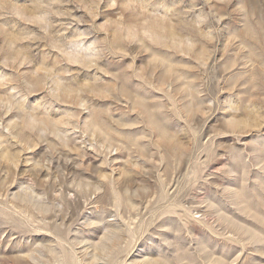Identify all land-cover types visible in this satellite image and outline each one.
<instances>
[{"label":"rangeland","instance_id":"1","mask_svg":"<svg viewBox=\"0 0 264 264\" xmlns=\"http://www.w3.org/2000/svg\"><path fill=\"white\" fill-rule=\"evenodd\" d=\"M0 264H264V0H0Z\"/></svg>","mask_w":264,"mask_h":264}]
</instances>
